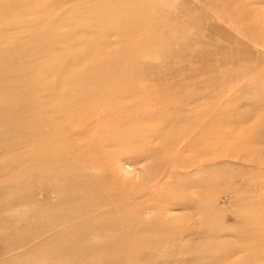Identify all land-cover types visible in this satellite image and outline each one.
Returning a JSON list of instances; mask_svg holds the SVG:
<instances>
[{
  "label": "rangeland",
  "instance_id": "374dc122",
  "mask_svg": "<svg viewBox=\"0 0 264 264\" xmlns=\"http://www.w3.org/2000/svg\"><path fill=\"white\" fill-rule=\"evenodd\" d=\"M0 264H264V0H0Z\"/></svg>",
  "mask_w": 264,
  "mask_h": 264
}]
</instances>
